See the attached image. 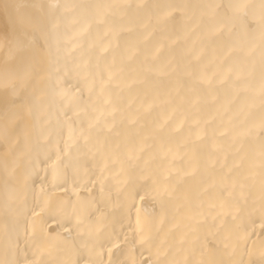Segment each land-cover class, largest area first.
<instances>
[{"label":"bare ground","instance_id":"1","mask_svg":"<svg viewBox=\"0 0 264 264\" xmlns=\"http://www.w3.org/2000/svg\"><path fill=\"white\" fill-rule=\"evenodd\" d=\"M12 2L35 22L50 0ZM57 2L123 6L109 10L120 37L68 12L21 62L5 41L31 25L0 8V261L261 264V0ZM233 3L253 6L243 23L226 22ZM229 69L238 96L217 79ZM188 70L212 87L190 90Z\"/></svg>","mask_w":264,"mask_h":264},{"label":"snow or ice","instance_id":"2","mask_svg":"<svg viewBox=\"0 0 264 264\" xmlns=\"http://www.w3.org/2000/svg\"><path fill=\"white\" fill-rule=\"evenodd\" d=\"M40 11V19L35 22L31 19L24 17L21 10L23 5L19 3L12 2V0H0V8L4 9L6 12L10 14V18L14 21L18 20L20 22L28 23L31 25V30L26 31L22 37H11L6 38L5 46L7 47L8 54L10 57L18 58L21 62H23L29 53V51H37L40 47H42L41 41L45 43L48 41L49 35L52 33H56L61 28V24L63 21V17L65 13L72 12L74 17H77L74 22L80 25V30L82 32H87L89 29L96 25L98 28H102L104 30L105 35H113L116 39L120 37V29L119 26L114 19V14L109 11L111 9H115L117 7H123L121 5H113V4H74V3H59L57 0H50L49 3L45 4H36L34 5ZM137 7H144L143 4H138ZM230 9V14L226 18L227 23L237 24L243 23V21L249 15V9L253 6L243 4V3H233L226 6ZM260 13H261V51L262 56H264V0H261L260 3ZM167 15V14H166ZM129 32L132 31L131 28L128 29ZM119 46V45H118ZM129 52V59H131L136 54V45L134 42L128 41L125 45ZM107 51V48L103 49ZM159 49H157L156 53L153 55H157ZM187 76L192 81L193 87L190 90H194L195 85L206 84L209 88L212 87V80L207 78L204 71L201 70L197 72L196 70H188L186 72ZM111 75V73H110ZM31 77V72H26L22 77H20L21 85L23 86L28 79ZM217 79L219 83L222 85H228V87L232 90L233 95L238 96L241 91H247L248 85L247 83H240L242 81V76L238 69H229L227 74L218 75ZM15 86V85H14ZM215 98V97H214ZM9 103L17 104V101L10 100ZM260 130L262 133L261 138V152L264 154V76L261 78L260 83ZM26 107L23 103L20 104V108L23 109ZM152 107L151 104H148L147 108L150 109ZM248 108V105H242L241 111H244ZM31 111V109H28ZM21 111V114H22ZM133 123L136 121L133 120ZM251 129L248 130L251 133ZM5 136H7V126L4 129ZM87 141V137H85ZM8 178L15 179L16 178V167H12L8 169ZM143 199V197H140ZM6 207H11L10 204L6 202ZM139 224V220L137 221ZM35 231V230H34ZM143 239V237H142ZM211 251V250H210ZM161 254L167 255L166 252H162L160 249L157 250V257ZM0 264H8V262L0 261ZM12 264H16V262H12ZM22 264H27V262H22ZM34 264V262H33ZM99 264V262H97ZM110 264H119V261L110 262ZM144 264H148L147 261ZM151 264H243L242 261H226L223 259H206L201 261H176V260H161L157 258L153 260ZM261 264H264V260L261 261Z\"/></svg>","mask_w":264,"mask_h":264}]
</instances>
